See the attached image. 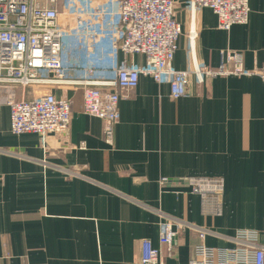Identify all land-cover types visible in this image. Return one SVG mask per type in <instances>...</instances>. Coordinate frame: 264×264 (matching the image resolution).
<instances>
[{"label":"crops","instance_id":"0c3cea01","mask_svg":"<svg viewBox=\"0 0 264 264\" xmlns=\"http://www.w3.org/2000/svg\"><path fill=\"white\" fill-rule=\"evenodd\" d=\"M173 2L182 30L174 69H214L222 51L242 54L248 70L264 65V0H248V23L227 32L218 30L211 10ZM57 7L86 12L111 5L57 0ZM64 50L65 62L103 64L110 49L106 39L71 36ZM115 61L145 63L119 51ZM46 91L71 99V119L65 132L44 138L12 135L0 99V264H139L142 240L160 249L165 264H190L200 229L207 247L233 248L240 232L264 247V80L199 82L191 75L187 95L173 100L167 84L142 76L121 93L111 144L102 122L83 113L81 87H16L15 95L32 99ZM192 177L223 181L220 216L204 215L209 207L187 188ZM164 222L175 232L168 248L159 243Z\"/></svg>","mask_w":264,"mask_h":264},{"label":"built area","instance_id":"2783aa9c","mask_svg":"<svg viewBox=\"0 0 264 264\" xmlns=\"http://www.w3.org/2000/svg\"><path fill=\"white\" fill-rule=\"evenodd\" d=\"M82 2L84 0H75ZM108 10L58 9L57 0H0V99L9 112L12 135L33 134L40 138L65 132L71 119V99L55 97L46 91L32 99L16 98L15 88L24 92L36 85L81 87L82 109L87 116L103 124L104 140L111 144L113 128L119 121L121 93L134 90L139 78L149 77L157 84H167L170 98L187 95V81L228 75L257 76L264 80V65L246 70L242 56L235 51L220 52L215 69L193 66L190 71L173 68L172 62L182 34L176 20L173 0H107ZM190 11L209 9L217 18V28L229 31L246 25L248 0H188ZM93 18L103 20L100 26ZM71 36H86L90 43L101 39L109 44L108 60L103 64L64 61V43ZM193 39V35L191 36ZM144 58L143 66H118L116 53ZM74 71L82 74L73 80ZM45 73L46 75H41ZM167 180H161V185ZM221 179L192 177L187 180L189 194L200 198L208 210L204 215L220 216ZM182 227V226H181ZM205 230H198L200 240L192 249L190 264H264V247L255 244L247 232L237 234L234 248H211L203 244ZM175 232L171 223H161L159 243L167 248ZM139 264H165L159 248L142 240Z\"/></svg>","mask_w":264,"mask_h":264},{"label":"rangeland","instance_id":"374dc122","mask_svg":"<svg viewBox=\"0 0 264 264\" xmlns=\"http://www.w3.org/2000/svg\"><path fill=\"white\" fill-rule=\"evenodd\" d=\"M193 40V39H192ZM241 56H242V54H241ZM242 61H243V58H242ZM244 66V65H243ZM262 67V66H261ZM261 67H259V68H261ZM245 68V67H244ZM259 68H257V69H259ZM215 69V68H214ZM246 69V68H245ZM246 70H248V69H246ZM250 70H252V69H250ZM260 74H257V77L258 78H260V76H259ZM219 76V75H218ZM228 76H236V75H228ZM240 76H245V75H240ZM216 77V76H215ZM261 79V78H260ZM28 89V88H27ZM27 89L25 90V92L27 91ZM43 93H45V92H41V94H43ZM40 94V93H39ZM10 131V130H9ZM196 196V195H195ZM201 201V200H200ZM234 248V247H233ZM228 249H231V248H228Z\"/></svg>","mask_w":264,"mask_h":264}]
</instances>
